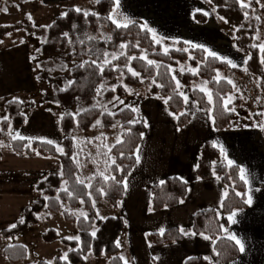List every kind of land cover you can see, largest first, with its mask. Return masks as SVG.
Returning <instances> with one entry per match:
<instances>
[{
  "label": "trees",
  "instance_id": "16d2710c",
  "mask_svg": "<svg viewBox=\"0 0 264 264\" xmlns=\"http://www.w3.org/2000/svg\"><path fill=\"white\" fill-rule=\"evenodd\" d=\"M8 0L4 2L0 0V13L6 7ZM18 2H29L32 0H16ZM215 9V13L219 17H224L229 25L235 29V46L238 49L246 51L251 55V59L247 61L246 69L258 77V85L264 94V64L260 63L261 56L258 48L249 47L253 44L254 36L257 31L258 19L250 8H241L237 0H208ZM114 6L113 0H97L96 13H89L87 17L83 12H77L73 8H68L66 16H58L53 22L46 27H32L26 25L27 34L36 38L39 42L37 55L43 60L38 63L39 72L36 77L38 80L47 81L51 86V95L44 97L43 101L63 109L60 117L58 128L62 134L61 147L64 155L59 153L54 145H49L44 141L38 140H13L8 134L9 125L21 128L26 123L24 114V104L17 100H8L4 104L5 114L10 117L8 121L0 123V141H3L8 149L15 153L34 156L37 151L40 156L53 157L60 161L62 166L63 177L59 175L60 171L50 172L41 178L34 185V191L37 193L35 200L25 208L29 215H34L35 211L39 212L47 210L50 213L57 214L62 212L65 219L75 223L78 235L81 237L79 242H69L72 249L68 252L67 261H57L55 264H83L84 256L89 252L94 256L105 255L109 257L108 264H125L119 259V249L115 242L124 227V221L121 217H107L99 219L93 207L92 200L104 199L111 206L116 207L124 194L123 181L127 178L136 162V151L141 143V133L145 131V121L140 119L135 125L129 124L133 118L134 112L130 109L120 107L112 110V103L109 101L115 96L111 90H107L104 94L102 105L96 104L97 89L107 81H114L123 73L125 84L137 86L139 79L133 77L127 71L128 67H132L139 75L140 79L155 80L150 91L157 93L163 98L172 97L166 108L171 113L178 116L183 111V100L176 88V83L172 76V67L179 62L187 60L192 66L196 67L195 73L185 72L182 74L181 80L184 85H190L191 82L202 78L206 81L212 95L215 110L212 115L215 117V124L211 120L212 129L215 131H224L234 117L233 111H222V100L220 97L232 92V86L225 80H216V70L226 68L236 74H243L239 68H232L226 61L207 56L203 48L192 46L191 44L180 43L178 49H170L167 53L163 52L161 46L153 40L151 33L142 30L138 23L131 24L128 28L117 29L108 19ZM247 12V17L244 13ZM193 18L199 24L206 22V17L200 13L194 14ZM75 26V27H73ZM243 26V27H241ZM23 27V26H22ZM12 28L0 26V40ZM68 33L65 37L63 34ZM90 37L92 39H90ZM125 45L121 48V45ZM186 45V46H185ZM187 49H184L183 47ZM89 49L100 50L99 59L96 55L89 54ZM115 53L118 59L112 60L108 57L109 64L105 65L104 72L101 75L99 69L91 64V61L97 60L102 62L103 52ZM123 53V54H121ZM141 56L146 59H140ZM135 57V59H129ZM147 60L154 63L148 65ZM84 61L89 63L83 68H77L75 65ZM71 69V72L61 70V66ZM49 69H52L49 71ZM115 69V70H113ZM55 73H68V78L62 80V86L58 87L52 76ZM72 79L75 83L67 90L60 89L68 87L67 80ZM124 94V88L117 86L116 91ZM219 93V95H217ZM191 95L196 104L201 108L209 109L210 105L207 96L198 89H192ZM238 100L235 101L237 103ZM59 105V106H58ZM32 107V104H30ZM75 110L87 109L88 111L80 112L73 115L71 108ZM231 108V106H229ZM264 111V110H263ZM109 112L111 115H109ZM264 124V116H258ZM99 120L101 123L96 124ZM119 123L122 128V143L115 144L111 151L100 148V153L104 157L111 156L123 171L115 170V165L109 164L106 168L107 176L115 177V180L106 179L100 173H94L88 180V186L76 183L79 165L77 157L79 150L74 144L71 135L74 130L90 131L93 129H101L108 132L115 123ZM189 124V118L186 115L179 116L177 119V128L183 129ZM95 125V126H94ZM131 130V131H129ZM1 144V143H0ZM30 145V147H25ZM1 149V146H0ZM107 153V155H105ZM123 153V156H121ZM215 162V163H213ZM239 167L233 164L228 166L221 151L208 140H205L200 148L196 162V176L198 179L217 178L224 187V195L222 199L223 221L226 223L227 216L236 210H242L246 207L244 202L246 199V187L239 176ZM67 180V185L64 181ZM163 185L156 183L150 187V210L160 211L165 208H174L184 199L187 190V184L176 177H168ZM67 187L73 191L71 197L62 189ZM39 189L43 190V195ZM242 193L243 196H237L236 193ZM49 196L47 201L48 207H44L45 201L43 196ZM59 197V199H56ZM83 201L84 212L82 215L75 217L72 213L62 210L61 202H65L70 208H77ZM25 223H17V228L11 232L2 231V236L9 237L15 233L21 232L27 226L30 219H24ZM220 221L217 214L213 210L197 212L192 218L191 231L195 233H204L215 240L212 242L213 248L220 255L217 256L220 264H227L233 261L239 255V250L234 242L227 240L222 236L220 229ZM96 227V237H91L90 233ZM54 237V235H53ZM53 237L48 240H53ZM183 239L178 228H170L164 232L151 233L149 236V244L151 246H160L167 243L179 242ZM215 252V254H216ZM25 248L21 245H13L4 248L3 255L10 262L24 261L26 257ZM39 264H48L40 262ZM183 264H205L203 257H191L186 259Z\"/></svg>",
  "mask_w": 264,
  "mask_h": 264
},
{
  "label": "rangeland",
  "instance_id": "374dc122",
  "mask_svg": "<svg viewBox=\"0 0 264 264\" xmlns=\"http://www.w3.org/2000/svg\"><path fill=\"white\" fill-rule=\"evenodd\" d=\"M2 1L4 2L5 0ZM96 2L97 0H69L68 3L64 4H52L42 0L29 2L8 0L6 5L7 13H0V26L12 28L0 40L2 41L0 42V117L6 115L4 104L8 100L22 101L25 107L24 114L28 127L39 121V118L43 119L52 128V133L49 132L48 136L55 142L56 150L57 146L61 147L62 134L59 131L58 123L63 109L43 101L44 97L51 95V86L49 82L38 80L36 77L39 72L38 63L43 58L36 53L39 46L38 40L27 34L24 27L26 25H31L32 27L49 26L54 18L62 16L68 7H73V9L80 8L83 13H96ZM244 2L250 4L248 8L257 17H260L253 44L264 43V0H259V3L256 0H244ZM113 8L110 14H113ZM197 9L201 11L197 12ZM205 11L209 13L207 16L204 15L207 20L205 23L199 24L193 16L196 13L203 15ZM29 14L31 15V20L28 18ZM114 15L121 22L127 17L140 26L147 25L149 29H152L157 34L156 40L160 41L157 44L161 46L163 52H165V48L168 50L178 49L180 47L179 42H182L183 45L191 44L192 46H197V44L194 45L178 36L170 37L163 31V28L168 24L171 26L181 25L186 32L196 33L194 35L196 43H203L209 50L215 51L220 57L232 59L238 65L237 68L242 70L243 74L239 75L226 68H219L217 69L218 71L216 70L215 77L218 76L219 80L225 81L230 79L233 82L230 84L232 92L228 93L225 98L228 96L233 97V103L230 106L235 109L233 111V120H236L234 127L254 129L257 136L260 137L258 138L261 140V144L264 146V131L254 126L257 122L263 124V120L256 117L255 119L249 118L250 113L264 110V94L258 86V77L248 70H244L246 68L244 61L247 59L248 53L241 49L237 50L238 48L235 46L236 29L225 22V20L220 19L208 0H120L119 7ZM8 33H11V35H8ZM150 33L152 36V32ZM185 46L183 48L187 49ZM192 69L196 70V67L192 66L187 60L179 62L175 67H172V76H175L181 83L178 89L179 93L183 92L191 96L192 89L199 90L201 87L210 91L206 81L202 78L191 82L190 85L182 83V74L185 72L193 73ZM52 76L55 78L54 83L61 87L62 80L68 78V73H55ZM136 78L139 79L137 86L125 84L123 76L117 77L114 81L102 83L101 85H104L101 88L102 95L96 96V104L98 106L102 105L105 92L114 85H120L124 88V94L114 93L115 96L123 99L125 104L112 103V110L129 104L138 110L141 97L143 98L146 95L160 96L150 91L153 85L151 79H140L139 76H136ZM176 79H174L175 83ZM129 92L132 94L129 95ZM258 96L260 97L259 103H257L256 99ZM236 100H238L237 103H235ZM30 104H32V107H30ZM70 112L75 115V108H71ZM134 119L137 121L144 118L138 115L131 120ZM114 125L115 127L112 126L108 132H104L101 129L90 131L74 130L71 135L74 144L79 150V156L76 158L79 165L78 177L87 186L92 174L100 173L107 176L106 168L111 164V160L108 159L109 156L104 157L101 155L100 148L108 151L117 144L118 140L121 141L123 130L118 122ZM245 125L249 126L245 127ZM23 130L11 126L8 134L11 132L12 135H15L18 132L22 135ZM0 143L3 145L0 149V160L2 161L0 165L1 183H10L11 180L21 179L16 186L6 185L7 189L16 191L17 195H10L9 192H5L4 185L0 188V264H39L40 262L55 264L57 261H62L61 257H63L64 253H68L72 249L69 242L75 241L74 239H67V237L78 235L75 223L66 220L62 212L53 214L47 210H42L39 212L35 211L34 215H29L30 213L25 211V208L37 197V193L34 191L36 182L50 172L61 170L59 159L40 155H21L8 149L3 141H0ZM12 153L17 154L18 157H12ZM13 167H17V169ZM25 172L28 174H23ZM93 201L95 202L94 209L99 219H104L111 215L113 208L110 203L104 199L92 200V204ZM5 204L14 208L8 210L4 207ZM61 208L72 213L75 217L82 215L84 212L82 202L74 209L70 208L67 203L61 202ZM37 213H39V217H37ZM21 218L30 219L31 221L27 222L28 224L23 231L12 235L11 239L8 237L3 238L2 231L7 230L8 226L13 223L17 224ZM93 230H96V227ZM150 234H145V241H149ZM46 236L49 238L53 237V240H48ZM130 240L128 232L119 240L120 254L125 258L128 251L131 250ZM13 245L26 246L24 247L26 251L24 261L10 262L5 258L3 255L4 248ZM106 260H108L107 256H94L90 252L84 256V263L86 261V264H107Z\"/></svg>",
  "mask_w": 264,
  "mask_h": 264
},
{
  "label": "crops",
  "instance_id": "0c3cea01",
  "mask_svg": "<svg viewBox=\"0 0 264 264\" xmlns=\"http://www.w3.org/2000/svg\"><path fill=\"white\" fill-rule=\"evenodd\" d=\"M42 1L52 4L69 2V0ZM163 31L170 37L178 36L194 45L206 47L203 43H196L194 39L196 33L186 32L181 25L168 24ZM158 97L155 95L141 97L140 107L134 112L133 117L138 115L143 117L147 125L137 148L139 163L135 162L126 178L127 189L124 188L123 197L117 206H111L113 210L109 215V217H121L124 221L118 240L126 232L130 234L131 250L126 254L127 264H183L191 257L204 259L208 257L207 260L205 259V264H220L213 251L212 242L203 239L200 233L195 236L183 235V239L179 242L160 246H149V242L144 239L146 233H160V228L166 231L170 228L179 229L182 226L191 233L194 214L206 210L215 211L220 224L244 242L245 251L243 253L239 251L238 257L227 264H264V146L260 137L254 129L234 127L236 120L233 119L224 131L213 130L211 119L204 110L193 103L192 95L189 96L187 105L183 101V111L188 113L189 124L179 130L177 119L166 108L164 98ZM38 120L31 127H28L26 122L21 127L24 129L22 136L31 138L28 139L29 141L51 139L48 135L49 132L52 133V128L43 119ZM205 140L222 145L224 158L226 156L227 159L233 160V164L237 165L239 170L244 168L250 181L249 185L244 184L246 198L250 188L253 202L251 206L247 204L244 209L236 210L238 215L234 224L228 222L227 218L226 223L223 221L221 206L224 187L221 182L217 178L202 180L196 176V162ZM217 148L220 150L219 147ZM12 157L18 155L12 153ZM1 163L0 160V165ZM13 168L17 169V167ZM168 177H176L187 184L183 202L174 208L151 211L150 187ZM20 180H11L10 183L0 181V188L4 185L5 192L17 195L16 191H10L6 185L16 186ZM4 207L8 210L14 208L8 204ZM221 233L224 238L228 234L222 230ZM118 249L119 256H122L119 247ZM107 258L108 264L109 257ZM83 264H86V261Z\"/></svg>",
  "mask_w": 264,
  "mask_h": 264
},
{
  "label": "snow or ice",
  "instance_id": "6c2138e0",
  "mask_svg": "<svg viewBox=\"0 0 264 264\" xmlns=\"http://www.w3.org/2000/svg\"><path fill=\"white\" fill-rule=\"evenodd\" d=\"M237 2L239 3V6H240L241 8H248V7L250 6V4H246V3L244 2V0H237ZM256 2L259 3V0H256ZM113 3H114L113 14H110V15L108 16V19L112 22V24L115 25V27H116L117 29H120V28H128L131 24L135 23L134 21L128 19L127 17L124 18V21H123V22H121V21H120L115 15H114L116 9L119 7L120 0H113ZM2 10H3L5 13H7V11H8V9H7L6 7L3 8ZM75 10H76L78 13L82 11L80 8H76ZM214 10H215V9H214ZM196 11L199 12V11H201V10H200V9H197ZM208 14H209V13L206 12V11L203 12V15H205V16H207ZM63 15L66 16L67 13H64ZM88 15H89L88 12H84V16H85V17H87ZM244 15H245V17H247V12H245ZM28 18L31 20V15H30V14H29ZM220 19H221V20H224L225 18H224V17H220ZM256 19L259 20L260 17H256ZM225 22H227V21L225 20ZM73 27H75V26H73ZM241 27H243V26H241ZM141 29H142V30H147V31H149V32H152L153 40H154L156 43H160L159 40H156V35H157V34H156L152 29H149V28L147 27V25H141ZM236 30L239 31L240 29H236ZM8 35H11V33H8ZM63 35H64L65 37H67L69 34H68V33H64ZM90 39H92V38L90 37ZM0 42H2V41H0ZM21 42H23V41H21ZM120 47H121V48H124L125 45L122 44ZM196 47H198V48H203L204 52H206V53H207V56H209V57L216 58V59H221V60H225V59H226V58H224V57H220V56H218V54H217L215 51L209 50L207 47H204V46H202V45H197ZM249 47H252V48H258L259 53H260V54H264V43L251 44V45H249ZM237 50L239 51V49H237ZM164 51H165V53H167L168 49L165 48ZM89 54H91V55H96L97 58L99 59V56H100V50L97 49L96 51H93V50L89 49ZM102 54H103V57H104V59H103L102 62L98 63L97 60H93V61H91V64L94 65L97 69H99L101 75H102L103 72H104L105 65H107V64L110 63V61L108 60V57H109V56H111L112 60H116V59H118V56H117L115 53H108L107 51H104ZM121 54H123V53H121ZM251 58H252L251 55L248 54V55H247V59L244 61V63L247 64V61L250 60ZM129 59H130V60H131V59H135V57H129ZM140 59L144 60V59H146V57L141 56ZM226 62H227V64L230 65L232 68H236V67H238V65H237L236 63H234L232 59H226ZM88 63H89L88 61H84L83 63H81V64H77V65H75V66H76L77 68H83V67H85V65L88 64ZM147 63H148V65H152V64L154 63V61H152V60H147ZM260 63L264 64V55L261 56ZM38 67H39V65H38ZM51 70H52V69H49V71H51ZM61 70H62V71L67 70V71L71 72V69H67V68H65L63 65L61 66ZM113 70H115V69H113ZM244 70L247 71L246 68H245ZM127 71H128L129 73H131V75H132L133 77H136V76L139 75L136 71L133 70L132 67H128V68H127ZM191 71H193V73L196 72L195 69H192ZM217 71H218V70H217ZM121 76H123V73H121ZM173 79H176L175 76H173ZM214 79H216V80L218 81L220 78L217 76V77H215ZM227 82H228L229 84H232V83H233L230 79H229ZM74 83H75L74 80L69 79V80H67V85H68V87L62 88V89H60V90H62V91H67V90H68V89H69ZM153 83H155V80L153 81ZM180 86H181L180 81H179L178 79H176V88L179 89ZM258 86H259V85H258ZM103 87H104V85H101L100 88H98V89L96 90V91H97V95H102V93H101V88H103ZM116 87H117V86L114 85V86H112V88H111L110 90L113 91V92H115ZM125 87H127V86L125 85ZM199 90H200L202 93H206L208 103H209L210 105H213L212 108L204 109V111H205V114L209 117V119L212 120V123H213V125H214V124H215V117L212 115V113H213L214 110H215V105H214V101H213V95H212L211 91H208L206 88L201 87ZM128 94L131 95L132 93L129 92ZM179 95L183 98L184 103L187 105L188 102H189V100H190V97H189L187 94L183 93V92H180ZM217 95H219V93H217ZM171 98H172V97H168V98L164 99L163 102H164L165 104H168V103H169V100H171ZM220 99L222 100V106H221L222 111H235L234 108H230V107H229V106L233 103V97H232V96H228L227 98L220 97ZM256 99H257V103H259L260 97L258 96ZM20 103H22V101H21ZM98 103H100V102L98 101ZM109 103H117V104H120V105H124V104H125L124 100L121 99L119 96H114V97L112 98V100L109 101ZM193 103H196V102L193 101ZM58 106H59V105H58ZM102 107H104L105 111H107V107H106V105H102ZM125 108L130 109L132 112H137V111H138L135 107H133V106L130 105V104H129V105H125ZM198 110H199V109H198ZM76 111H77V114H79V113L82 112V111L86 112V111H88V110H87V109H79V108H78ZM170 114L173 115V117H174L175 119H179V116H183V115H186V114H188V113H187V111H185V112H181V113L179 114V116H178L176 113H170ZM109 115H111L110 112H109ZM258 116H264V111H259V112H256V113H250V114H249V118H252V119H255V117H258ZM9 119H10V117L7 116V115L2 116V117H0V123H2V122H4V121H8ZM100 123H101V122H100L99 120L96 121V124H97V125H99ZM135 123H137V121H136L135 119L129 121V124L135 125ZM94 126H95V125H94ZM145 126H147V125H145ZM248 126H249V125H245V127H248ZM254 126L258 127L261 131H264V124L257 122ZM9 127H11V125H9ZM113 127H115V125H113ZM0 130H2V129H0ZM129 131H131V130H129ZM9 135H11V138H12L13 140H17V139H19V140H28V139H31V138L24 137V136L20 135L18 132H17L15 135H12L11 132H10ZM142 136H143V133H141V137H142ZM44 142H46V143L49 144V145H54V144H55V142H54L53 140H51V139H48V140H46V141H44ZM117 143H122V141H119V140H118ZM0 146H3V145L0 144ZM214 146L219 147L221 153H222V154L224 153V149H223V146H222V145L214 144ZM25 147H30V145H25ZM57 151L60 152L62 155L65 154L63 148L60 147V146H57ZM109 151H111V149H109ZM37 155H39V152H38V151H37ZM105 155H107V153H105ZM135 155H136V162L139 163V149H137ZM121 156H123V153H121ZM108 159L111 160V164H112V165H115V170H117V171H121V172L123 171V169H122L119 165L116 164V161H115L114 159H112L110 156L108 157ZM225 159H227L226 156H225ZM106 163H107V161H106ZM213 163H215V162H213ZM227 164H228L229 167H231V166L233 165V160H231V159H227ZM61 169H62V166H61ZM59 175H60L61 177H63V171H62V170H61V172L59 173ZM239 176H240V179H241L246 185H249V184H250V181H249V179H248L247 176H246V172H245V169H244V168H240ZM105 178H106V179H110V180H115V177H112V176H106ZM44 179L47 180V177H44ZM67 183H68L67 180H65V181H64V185H67ZM76 183H78V184H84V181L81 180L79 177H77ZM164 183H165V181H163V180L160 181V184H161V185H163ZM123 185H124V188H125V190H126V189H127V179H125V180L123 181ZM62 190H63L65 193H67V195H68L69 197H71L72 194H73V191H75V189H73L72 191H70L67 187H63ZM38 191H41V194L43 195V190H42V189H39V188H38ZM236 195H237V196H243L244 194L237 192ZM56 199H59V197H56ZM43 200L45 201V203H44V207L47 208V207H48L47 201L49 200V196L44 195V196H43ZM81 202H83V201H81ZM182 202H183V201H181V203H182ZM244 202H245L246 204H248L249 206H251V204H252V202H253V201H252V195H251V189H250V188H249V192H248V194H247V198L245 199ZM94 206H95V202L93 201V207H94ZM97 214H98V213H97ZM36 215H37V217H39V213H37ZM237 215H238V213H237L236 211L231 212V213L228 215V217H227L228 222H230V223H232V224L236 223V219H235V218L237 217ZM20 223H21V224H24V223H25L24 218H21V219H20ZM17 226H18V225H17L16 223H13V224H11V225L8 226L7 231L11 232L12 230L16 229ZM220 229H221L223 232L228 233V234L226 235L225 238H226L227 240H229V241L234 242V244L239 248V251H240L241 253H243V252L245 251L244 242H243L241 239H239V238L237 237L236 234H231V233H229V230H228L227 228H225V226H224L223 224L220 225ZM159 231H160V234L163 235L164 232H165V229H164V228H160ZM179 232H180L181 235H184V236H189V235H191V236H195V235L197 234V233H195V232H191V233L187 232L182 226L179 228ZM90 235H91V237L95 238V237H96V230H93V231L90 233ZM200 235L202 236L203 239H205V240H212L213 244H215L216 241L213 240V238H212L211 236H209V235H205L204 233H200ZM8 238L11 239V236H9ZM67 239H74L75 241L79 242V241L81 240V237H80L79 235H76V236H74V237H67ZM115 244H116L117 247H120V242H119V240H117V241L115 242ZM149 246H151V245H149ZM24 247H26V246H24ZM213 251L216 252V249L213 248ZM216 255L219 256L220 253H219V252H216ZM61 259L64 260V261H67V260H68V253H64V255H63V257H61ZM119 259H120V260H123V261L125 262V264H127V260L125 259V257L120 256ZM154 259H158V258L154 257ZM205 259L207 260L208 257H205Z\"/></svg>",
  "mask_w": 264,
  "mask_h": 264
}]
</instances>
